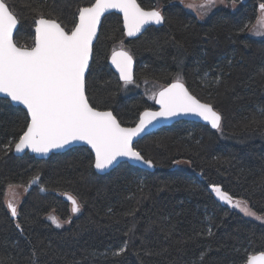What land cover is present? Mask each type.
<instances>
[{"label":"trees","instance_id":"16d2710c","mask_svg":"<svg viewBox=\"0 0 264 264\" xmlns=\"http://www.w3.org/2000/svg\"><path fill=\"white\" fill-rule=\"evenodd\" d=\"M181 1L137 0L145 10L161 11L165 22L134 40L125 37L118 16H106L93 47L86 95L123 127H133L143 111L154 109L146 95L126 89L110 70V54L122 47L135 62L134 88L161 89L179 78L222 115V131L177 122L135 144L152 160V172L121 164L99 176L86 148L47 160L14 157V145L10 151L5 146L26 129V113L0 99V264H246L248 255L264 252V225L218 204L209 191L219 186L264 217V38L249 36L264 0H225L239 9L215 11L204 23ZM93 2L45 0L42 8L70 31L78 7ZM4 3L20 18L17 46H33L36 0ZM9 185L24 192L16 218L6 205ZM67 195L77 199L79 212L72 213ZM49 216L67 225L57 228ZM122 247L123 253L113 255Z\"/></svg>","mask_w":264,"mask_h":264},{"label":"snow or ice","instance_id":"6c2138e0","mask_svg":"<svg viewBox=\"0 0 264 264\" xmlns=\"http://www.w3.org/2000/svg\"><path fill=\"white\" fill-rule=\"evenodd\" d=\"M45 0H36L31 10L34 44L31 47H19L13 39L20 18L0 0V93L27 110L26 130L18 140L10 141L5 150L14 145L16 152L29 149L34 153H47L51 149L63 148L75 141H83L91 146L95 154V168L104 170L117 162L118 158L127 157L139 161L148 167L153 162L146 159L133 147V138L144 132L158 118H171L180 114H193L222 131V115L212 104L201 102L192 95L177 78L176 82L164 87L156 97L159 111H144L139 116L135 127H122L112 111H99L93 107L86 95V73L90 68L93 41L97 38L98 26L102 16L110 9L123 14L126 35L134 36L149 24L162 25L165 17L157 9L145 10L137 0H94L89 6L77 9L74 26L70 31L57 19L45 16L42 4ZM215 4V0H201L189 8L206 13ZM264 13V3L260 4ZM248 28L245 25L241 31ZM251 31L256 36H264V15L258 18L257 26ZM112 63L125 84L133 82L132 56L127 51L113 52ZM219 83V77L217 78ZM264 117V110L260 111ZM255 118L249 123H255ZM34 177L29 184L35 183ZM20 187L9 185V188ZM212 191L225 203L240 209L246 216L264 220L252 211L246 201L233 200L219 186L212 185ZM43 191V189H41ZM71 202L72 213L80 211V204L72 195H67ZM7 208L16 218L17 207L9 200ZM51 222L61 227L60 221L49 216ZM17 229L22 225L17 223ZM211 229L208 235H211ZM126 243V242H125ZM125 248L113 253L119 256ZM35 253H33L34 255ZM206 253H201V260ZM246 264H264V252L248 255Z\"/></svg>","mask_w":264,"mask_h":264},{"label":"water","instance_id":"95a60500","mask_svg":"<svg viewBox=\"0 0 264 264\" xmlns=\"http://www.w3.org/2000/svg\"><path fill=\"white\" fill-rule=\"evenodd\" d=\"M94 3V2H93ZM111 14H114L116 16H118L121 20V24H122V29H123V32H124V35L125 37L128 39V40H134V39H137L139 38L147 29L149 28H159L161 27L162 25H156V24H149V25H146L142 30L141 32L137 33L136 35L134 36H128L126 35V32H125V29H124V21H123V14L120 13L118 10L116 9H110L108 12H106L102 18H101V23L100 25L98 26V34H97V38L94 39L93 41V47L98 39V35H99V31H100V27H101V24H102V21L103 19L108 16V15H111ZM18 29V27H17ZM17 29H14V34H13V39L15 37V33L17 32ZM33 34H34V30H33ZM35 35V34H34ZM33 44H34V39H33ZM116 52H120V51H125L123 49H117L115 50ZM114 52V51H113ZM113 52L110 54L109 58H108V66L110 68V70L112 71V73L117 77L118 81L120 83H124V81H122L120 79V74H119V71L117 70L116 66L112 63V55H113ZM93 54V52H92ZM91 61H92V56L90 58V65H91ZM89 71V70H88ZM134 72H135V62L132 58V74H133V80H134ZM87 74L88 72L86 73V77H87ZM176 82V81H175ZM174 83V82H172ZM168 86V85H167ZM165 86V87H167ZM164 88V87H163ZM162 88V89H163ZM162 89H160L159 91H161ZM159 91L157 92V94L159 93ZM156 94V96H157ZM155 96V97H156ZM0 99H4L6 101H8L13 107H17V108H20L22 109L25 113H26V109L23 107V105H18V104H15L14 102H11L10 101V98L9 99H5L4 97V94L3 93H0ZM154 107H155V110H147V111H159L160 109V106L159 104L156 103V99H154ZM146 111V110H145ZM144 112V111H143ZM140 116V115H139ZM193 122V123H197V124H200V125H203V126H206L208 128H210L211 130H217V129H213L211 127V125L209 123H207L206 121L202 120L201 118L193 115V114H180V115H177V116H174V117H171V118H158L156 121H154L151 125H149L146 130L144 132H141L138 136L134 137L133 138V147L135 146V144L142 140L143 138H145L146 136L150 135V134H153V133H156L157 131L163 129V128H168L170 126H172L173 124L177 123V122ZM139 122V117H138V120L136 122V124ZM136 124L133 126L135 127ZM123 127V126H122ZM127 128V127H126ZM26 130V129H25ZM75 148H86L92 155L93 157V171L95 172V174L99 175V176H104V175H107L108 173L112 172L113 170L117 169L121 164H127L131 167H135V168H138V169H141V170H144V171H148V172H152L154 170V167H148L146 166L145 164L139 162V161H134V160H131L127 157H121V158H118L117 162H115L113 165L109 166L108 168L104 169V170H98L95 168L94 164H95V154L94 152L92 151L91 149V146L86 144L85 142L83 141H75V142H72L71 144L69 145H66L65 147L63 148H58V149H51L49 152L47 153H34L32 152L31 150L29 149H25L23 152H16L14 147H13V150H12V154L14 157H23L24 155H28V156H31L33 157L34 159L36 160H47L51 155H59V154H64L66 152H68L69 150H72V149H75ZM209 191L211 192V195L214 199L215 202H217L218 204L220 205H225L227 203H225L224 201H221L217 196L216 194L212 191V187L209 188ZM64 201L66 202H70L68 199H67V196L64 197ZM71 203V202H70ZM229 205V204H227Z\"/></svg>","mask_w":264,"mask_h":264},{"label":"rangeland","instance_id":"374dc122","mask_svg":"<svg viewBox=\"0 0 264 264\" xmlns=\"http://www.w3.org/2000/svg\"><path fill=\"white\" fill-rule=\"evenodd\" d=\"M193 3L198 5L200 2H192L190 0H182L181 1V5L183 6V9L187 13L193 15L198 21H200L202 23H204L207 20V18L209 16H211L212 13H214L215 11H218L220 9L229 8L233 12H235V11H237L239 9V5L238 4H234V3L228 4L225 0H215V4L210 9H208L206 13L202 14L201 10H199L198 8L197 9H193V8H189L188 7L189 4H193ZM262 15H264V13H262L261 9L259 8L258 14H257V20H256V22H255V24L253 26H257L258 18H260ZM252 27L250 28V32H249V36L251 38L258 39V40L264 38V36H256V35H254L253 32L251 31ZM117 49H123V48L122 47H118ZM123 85H124V87L126 89H134L135 92H141V94L146 95L147 99L151 103H153V101L155 99L154 97L156 96V94H157V92L159 90V88L156 87L155 85L147 86V87H145V88H143L141 90H139L137 87L134 88V84L133 83L123 84ZM181 167L185 171H188V168H187L186 165L183 164V165H181ZM23 194H24V192L22 190H20V189H17V188H12V190L9 189L7 191V193H6V198H5L6 199V205H7V202L9 200H12V202L16 205V207H18V205L20 204L21 199L23 197ZM230 207H232V206H230ZM232 208L234 210H236L237 212H239L244 218H246L248 220L256 221V222L264 225V220H257L255 217L246 216L240 209L234 208V207H232ZM49 221H50V223H52L50 219H49ZM60 223H61L62 227L67 225V223L65 224L64 222H61V221H60Z\"/></svg>","mask_w":264,"mask_h":264},{"label":"flooded vegetation","instance_id":"af4514ba","mask_svg":"<svg viewBox=\"0 0 264 264\" xmlns=\"http://www.w3.org/2000/svg\"><path fill=\"white\" fill-rule=\"evenodd\" d=\"M34 30V29H33ZM33 39H34V36H33ZM122 84H125V83H122ZM162 89V88H161ZM160 90V89H159ZM158 90V91H159ZM153 105H154V101H153ZM152 110H155V107H154V109H152ZM10 211V210H9ZM11 214V213H10Z\"/></svg>","mask_w":264,"mask_h":264}]
</instances>
